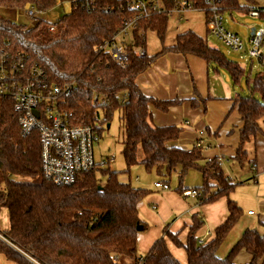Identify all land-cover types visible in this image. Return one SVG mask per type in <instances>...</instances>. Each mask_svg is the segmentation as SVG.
<instances>
[{
    "label": "trees",
    "instance_id": "1",
    "mask_svg": "<svg viewBox=\"0 0 264 264\" xmlns=\"http://www.w3.org/2000/svg\"><path fill=\"white\" fill-rule=\"evenodd\" d=\"M58 1L0 0V9H24L29 3L45 12ZM69 1L70 12L56 23L39 18L32 27L0 11V55L12 59L23 56L29 65L42 67L51 83L67 88L60 95L61 105L71 113L74 124L94 126L101 134L105 123L119 111L125 127L122 154L126 172L136 164L163 179L179 171L177 190L183 194L186 174L196 169L203 178V184L195 187L201 204L227 198L228 217L210 241L201 242L197 237L203 225L197 214L186 243L179 233L164 229L176 246L186 250V264H264V232L255 228H247L226 257L218 254L242 216V207L231 197L237 183L226 175L219 157L201 164V147L178 146L182 126L152 123V109L168 112L189 101L193 108L203 106L206 111L209 97H202L194 84L195 94L190 99H158L147 96L137 83V78L167 53L196 56L218 73L226 69L235 84L241 85L246 69L191 29L178 34L168 46L173 0H163L164 11L138 22L133 42L128 45V61L120 65L99 46L137 14L131 1ZM187 1L205 16L212 13L213 5L218 12L230 14H247L257 7L256 0ZM149 32L159 38L160 51L136 54L137 48L146 47ZM247 84L249 93L234 97L243 121L235 155L241 164L249 158L247 144L264 135L263 73ZM18 117L13 100L0 98V212L7 209L10 222L8 230H0V254L14 264H183L172 254L165 236L144 255L138 253V234L147 228L138 205L150 190L121 180V172L110 165L84 173L72 185H56L43 175L39 131L24 134ZM250 162L254 165L255 159ZM241 251L250 255L249 262L236 261Z\"/></svg>",
    "mask_w": 264,
    "mask_h": 264
},
{
    "label": "crops",
    "instance_id": "2",
    "mask_svg": "<svg viewBox=\"0 0 264 264\" xmlns=\"http://www.w3.org/2000/svg\"><path fill=\"white\" fill-rule=\"evenodd\" d=\"M185 11L187 12V19L191 18V21L197 20L198 16L196 14H198V10ZM192 12H196V14ZM199 13L202 14V22L199 28H194L193 24L189 23L180 32L171 34V31L168 30L167 36L169 37L171 34L170 36H173L174 39L167 43L168 46L175 42L178 34L189 29L194 30L207 40L208 32L205 14L200 11ZM176 28L179 29V27ZM160 49L161 45L149 53L148 45H146V50L149 54H155ZM222 76L221 71L219 73L214 71L204 60L196 56L167 53L159 57L150 69L141 74L137 78V83L147 96L158 99H190L194 97L195 84L202 97H209L206 111L203 106L193 108L191 103L186 101L181 106L171 108L168 112L152 109V122L159 126L188 125L191 131L187 133H183V131L177 141L178 146L182 148H187L183 145L186 134L195 141L198 138V132L204 133V137L198 139L207 145L206 149L209 148V152L204 153V155H207L208 159L219 157V159L224 161L227 155L235 158L240 141L239 130L243 126V121L237 107L234 106V97L237 94L234 96L233 92H228L225 96L218 95L219 90L217 87L219 86L215 85L212 80L216 81ZM227 97L228 100L226 101ZM215 108L219 109L216 110ZM212 109L213 114H211ZM260 136L264 135H258L257 138ZM194 141L193 145H195ZM254 159L255 163L254 165L252 164V170L258 171L259 167L263 170L264 161L259 164V157H254ZM157 181L163 180L158 179ZM169 185L170 188L168 190H158L157 193L151 191L138 205L140 217L147 223V228L138 234V253L139 255H144L150 250L154 242L165 236L172 254L181 263L186 264V250L183 247L176 246L166 236L164 229L167 228L168 231L175 234L179 233L180 240L186 243L194 215L197 214L203 220V225L198 230L197 237L203 242L210 241L214 237L215 229L228 217L227 198L222 197L215 202L201 204L199 196L184 197L178 190H173L170 183ZM185 185L186 189H195V187L189 188V184ZM250 211L252 210L248 211L250 216L258 215V217H262L264 223V208H261L258 213L254 211L255 214H250ZM8 229L9 226L6 230ZM241 236L237 233L233 239L228 241L225 247L221 248L222 244L221 249L219 248L218 250L219 256L226 257ZM243 252L245 253H240L239 259L236 258L239 263L250 261V255L246 251ZM0 264L14 263L8 260L5 255L0 254Z\"/></svg>",
    "mask_w": 264,
    "mask_h": 264
},
{
    "label": "built area",
    "instance_id": "3",
    "mask_svg": "<svg viewBox=\"0 0 264 264\" xmlns=\"http://www.w3.org/2000/svg\"><path fill=\"white\" fill-rule=\"evenodd\" d=\"M131 6L137 10V14L128 20L124 27L105 41L99 49L109 54L118 64L125 65L128 61V45L133 42V30L138 27V22L152 14L164 11L163 0H130ZM174 7L169 13L180 10H196L187 0H173ZM212 13L206 18L208 33L221 40L229 49L240 51L248 43L245 53L249 59L261 57L259 51L264 40V28L252 26L249 28L248 42L237 32L225 25L224 15L217 11V6H212ZM25 14L37 21V13L29 3L25 5ZM231 13V15H233ZM247 14L253 17H264V5L251 9ZM54 26H51V30ZM144 30L140 34L144 37ZM121 35L132 41L121 39ZM146 47L136 49V54L144 55ZM67 88L53 84L48 79L45 70L37 64L29 65L27 60L12 59L6 55H0V98H11L14 109L19 117L18 122L21 131L28 134L34 130L39 131L41 144L42 171L45 178L58 186L74 184L86 172L103 168L115 160L111 158L95 157L94 146L99 142L100 135L91 125L74 124L71 113L61 105L60 95ZM38 112V115L35 114ZM196 146L206 148L203 141L198 140ZM223 164V160L220 159ZM155 187L168 190L170 185L166 181H157ZM185 196H199L196 189H186ZM250 214H255L250 211ZM0 237L3 236L0 233ZM203 242V240H201Z\"/></svg>",
    "mask_w": 264,
    "mask_h": 264
},
{
    "label": "rangeland",
    "instance_id": "4",
    "mask_svg": "<svg viewBox=\"0 0 264 264\" xmlns=\"http://www.w3.org/2000/svg\"><path fill=\"white\" fill-rule=\"evenodd\" d=\"M263 5L264 0H256L257 7ZM71 8V1L59 0L56 6L52 9L45 12L39 11L37 13V17L44 19L50 23H56L64 14L69 13ZM0 11L5 17L20 23H26L31 27L36 23V21H32L22 9H10L3 7L0 9ZM192 13L196 14V12ZM197 13V20L191 21V18L187 19V12L185 10L173 11L169 15L168 30L171 31V34L173 32H180L182 29H184L183 27L189 23L193 24L194 28H199V25L202 22V14H200L199 11ZM224 18L226 27H228L232 31L237 32L245 41L248 40L250 27L256 26L264 28V17H253L249 14L239 12H234V14L231 15L227 12L224 15ZM176 27H179V29ZM170 35L169 37H166V44L174 40L173 36ZM121 39H126L129 42L132 41L130 37L127 39L122 35ZM207 40L211 46L220 49L225 54L227 59L237 62L246 69L243 78L241 79V85L240 83L235 84L230 73L226 69L222 70L221 72L223 76L221 78H218L216 81L212 80L215 85L219 86L217 87L219 90L218 95L225 96L228 92H233L234 96L239 93L243 95L248 94V80L255 77L259 73H263L264 75V40L263 44L259 48V51L262 53L261 57H255L253 59H249L247 56H245V53L248 50V43H246L244 49L240 51H234L229 49L225 44L221 42L220 39L210 33H208ZM147 45L149 53L160 47L161 42L155 33H147ZM227 100L228 97L226 101ZM215 109L218 110L219 108ZM211 114H213V109L211 110ZM180 126L183 127V133L191 131L188 125L184 124ZM124 131L125 127L121 119V114L119 111H117L115 112L113 117L107 123H105V128L100 135L99 142L95 143L94 151L96 159L99 160L103 157L106 159L114 157L115 160L111 163V168L121 172V180L125 182H131L134 186L143 187L150 190V192L154 191V193H157V191L161 189L156 188L154 183L158 179H161L168 181L171 184V188L173 190H177V188L179 187V171L172 173L170 177H167L165 179L158 176L154 172H149L142 164L133 165L130 168L129 173L125 171L127 166L122 154ZM184 137L185 142H183V145L188 149L193 148L194 140H192L188 134H186ZM201 137H204V133L201 134L198 132V138H196L194 141L195 144H197V140ZM246 149L248 151L249 158L245 160L243 164H241L238 159L234 158L231 155L225 156L222 164L226 175H228L233 182L237 183L236 189L231 197L242 207V216L228 234V237L221 248L225 247V245L228 244V241L230 239H233L237 233L241 236L243 230H246L247 228H255L262 233L264 232V223L262 217L260 218L258 217V215L250 216L248 214L249 210L258 213L261 208H264V169L262 170L259 167L258 171H253L252 163L250 162L252 159H254V157H259V164L261 161H264V136H260L256 139V141L248 143ZM208 152L209 148H203L204 158L202 159L201 164H204L206 160H208V157H206L207 155H204V153L206 154ZM254 176L256 177L254 178ZM185 184H189V188L201 186L203 184L202 174L196 169L189 170L184 178V187H186ZM182 196L186 197L183 194ZM9 225L10 222L8 210L3 208L0 212V230H6ZM240 253L245 252L241 251ZM240 253L236 256L237 259H239L241 255Z\"/></svg>",
    "mask_w": 264,
    "mask_h": 264
},
{
    "label": "water",
    "instance_id": "5",
    "mask_svg": "<svg viewBox=\"0 0 264 264\" xmlns=\"http://www.w3.org/2000/svg\"><path fill=\"white\" fill-rule=\"evenodd\" d=\"M35 114H36V115H38V112H37V111H35Z\"/></svg>",
    "mask_w": 264,
    "mask_h": 264
}]
</instances>
